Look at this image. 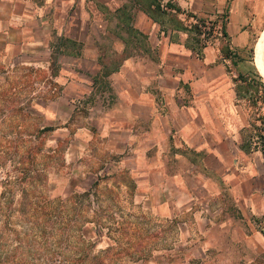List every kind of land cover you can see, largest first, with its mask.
Masks as SVG:
<instances>
[{"label": "crops", "instance_id": "crops-1", "mask_svg": "<svg viewBox=\"0 0 264 264\" xmlns=\"http://www.w3.org/2000/svg\"><path fill=\"white\" fill-rule=\"evenodd\" d=\"M84 4L0 0V38L12 36L20 52L32 44L47 50L53 27L83 41L90 19L77 8L83 10ZM86 4L91 24L102 21L100 7L107 5L114 23L141 30L145 41V46H126L117 37L122 43L116 51L124 57L106 75L111 101L97 120L100 143L111 153L107 165L121 175L115 182L129 192L133 204L179 228V252L139 264L264 261V157L243 134L252 102L236 93L229 57L259 42L264 0ZM52 7L59 8L54 19L49 17ZM157 9L174 11L186 27L196 19L213 24V34H195L203 41L195 47L189 44L192 33L164 23L152 13Z\"/></svg>", "mask_w": 264, "mask_h": 264}, {"label": "rangeland", "instance_id": "rangeland-1", "mask_svg": "<svg viewBox=\"0 0 264 264\" xmlns=\"http://www.w3.org/2000/svg\"><path fill=\"white\" fill-rule=\"evenodd\" d=\"M86 1L83 10L77 8L78 13L83 11L85 16L88 13L90 19L87 29H84L83 41L63 42L62 31L53 27L47 38V50L41 44H32L28 45L26 51L20 52L12 36L0 38V84L6 87V83L15 84L19 81L30 86L18 95L19 104L21 107L24 106L20 110L1 109V101L7 95H0V224L4 229H13L3 232L2 242L6 248L15 245L17 237H24L26 240L15 258L17 264L21 262L27 264L32 259L29 247L32 246L34 239L25 233L29 231L31 237V233L37 234L39 227L51 231L46 241L49 245L48 250H52L48 252L50 261H56L54 258L64 261L78 257V232L86 226L89 231L84 234L86 238L94 241L95 253L103 255L100 249L107 244L112 246L110 252L113 255L119 250L127 249L130 252L129 256L123 254L114 264L160 262L165 255L179 252L183 247L179 228L173 220L162 218L148 209L133 204L129 192L115 182L114 179L121 175L108 167L111 153L103 148L100 143L102 136L97 130V120L111 101L104 71L115 67L124 57L116 51L122 43L117 37L122 38L126 46L141 42L142 46H145L143 33L130 24L114 23L107 5L100 7L103 11L102 21L91 24L92 16ZM51 10L49 17L57 18L59 8L55 10L52 7ZM69 11L70 9L66 15ZM153 11L157 18L165 20L164 23L169 26L174 24L175 28L188 29L194 36L189 39V44L199 47L203 42L195 38V34L203 30L204 20L196 19L186 27L174 11L167 9ZM194 23L197 25L192 26ZM205 25L208 26L206 31L210 35L213 34V24ZM263 26L264 22L260 28L262 33L259 42L246 48L243 54L235 55L232 58L235 63L231 61V67L236 70L233 76L240 72V76H245L246 79L238 80L235 77L231 78V81L234 83L236 93L251 96L249 124L244 127L243 134L249 141H255L259 147L264 148V143L261 144L258 136L259 130L254 127L260 123L256 117L264 113V98L255 102L253 100L254 95L260 91L259 84H264ZM75 34L81 35L79 25ZM48 50H51L54 58L52 69L49 68L51 58L49 59L47 54ZM28 65L33 67L29 76H20ZM96 70L97 73L94 74ZM30 95V102H25L24 98ZM7 98L11 99V96ZM17 104L15 103V108ZM25 111L27 114L22 117L21 112ZM39 124H50L53 127L44 133L41 142L43 146L40 148L50 147L54 148V151L47 152V156H40V153L33 156L32 163L35 162L41 175L38 176L39 183L34 188L33 194L36 196L33 204L20 211L18 205L21 191L18 176L21 174L17 154H21L32 144H29V141H19L13 153L10 152L12 138L19 133L27 136L35 132V126ZM7 179L12 182H6ZM94 181H97L95 185ZM86 190L92 192L88 197L72 193ZM40 193L49 198L48 206L51 213L43 218L44 221L40 220L38 224L34 222L33 225L29 220H38L41 216V213L35 212L42 200ZM68 194L60 221L52 222L55 207L59 202L58 197L63 198ZM92 220L102 226L92 227ZM84 222L87 224L81 226L82 228L78 227V224ZM241 264H264V261Z\"/></svg>", "mask_w": 264, "mask_h": 264}, {"label": "trees", "instance_id": "trees-1", "mask_svg": "<svg viewBox=\"0 0 264 264\" xmlns=\"http://www.w3.org/2000/svg\"><path fill=\"white\" fill-rule=\"evenodd\" d=\"M200 20V19H199ZM197 24H192V26H196ZM65 41H70L72 43L76 42V40H73L71 38L68 37H64L63 38V42ZM232 63H235L232 58L235 56L234 54L230 53L229 54ZM51 58L50 61V65L49 68L52 69V54H49V59ZM32 68L30 65L26 66V71L23 72V74H21L20 76H29L30 71H32ZM262 70L264 71V65L262 66ZM54 71V70H53ZM97 73V70L94 72V74ZM109 73V70L104 71V74L107 75ZM240 72H237L236 76H233L232 79H235V77L238 78V80H245L246 77H241L240 76ZM241 77V78H240ZM6 79V76H5ZM106 81H103V83H105ZM6 87H4V84H0V95H7V96H11V99L7 98V96L4 97V99H2L1 101V109L4 108H10L11 111L13 110H20L23 107H21V105L19 104V93L24 90V89H28L29 84L28 83H20L19 81L15 84H11V83H6L5 84ZM260 86V91L254 95L253 100L254 102L257 99H263L264 98V84H259ZM245 96V95H243ZM21 98V96H20ZM30 96H26L24 99V101L26 102H30ZM246 98L251 99V96H247ZM15 103H18L16 108L14 107ZM0 109V110H1ZM22 113V117H24L27 113L25 112H21ZM33 117V116H32ZM256 119L259 120V124H255V128L259 130L258 132V136L260 138V142L261 144L264 143V113L260 114L256 117ZM53 127L50 124H39L35 126V132L31 133V134H27V136H22L20 133L15 136V138L13 139V143H12V147L10 149V152L12 151L13 153L15 152V147L18 143H20L19 141L22 142H26L29 141V144H32L30 146H28L26 149H24L21 154H17V164L19 167V174H21L20 176H18V180H19V188L21 191L20 194V200H19V205H18V209L20 211H24V208H27V205L30 206V204H33V199L36 196V194L34 193V188L35 185L37 183H39V181H37L39 179V169L35 166V162L32 163V159L33 156L37 153H40V156H47L49 151H54V148H40L43 146L42 142V138L44 136L45 132H48L50 130H52ZM261 152L263 153V157H264V148L261 146L260 147ZM4 153H6L5 150H3ZM12 154V153H11ZM21 168V169H20ZM6 182H12L11 180L7 179ZM97 183V181L93 182V185H95ZM94 191V190H93ZM72 193L76 194V195H85L86 197L89 196V194H92V192H90L89 190L86 191H82V192H76V191H72ZM41 202L39 205V208L35 210L36 213H41L40 218L37 220H29L31 224L34 225L35 223H39L40 220H43V218H46L50 212L49 210V206H48V202H49V198L46 197L45 194H41ZM69 194L63 198L58 197V204L55 207V212L53 214L54 219L52 220V222L58 223L61 219L62 216V212L65 211V202L68 199ZM93 202V201H92ZM41 208V209H40ZM44 221V220H43ZM46 222V221H45ZM49 222V221H48ZM51 222V224H52ZM50 225V223H48ZM84 224H87V222L84 223H80L78 224V227L82 226ZM92 227L96 226H102L100 223L98 222H94L93 220L91 221ZM51 226V225H50ZM81 227V228H82ZM6 230L11 231L13 230L12 228H6L4 229L1 224H0V264H17V262L15 261L16 256L18 255V253L20 252V248L23 246V242H25L26 240L24 239V237H17V243L9 248H6L3 245L2 239H3V232H5ZM30 230V229H29ZM35 231V230H34ZM37 234L36 232H33L34 234L31 233V237H30V232H26L25 235H27L29 238H33L34 241L32 242V246L29 247L30 252L32 254L31 256V260L30 262H28L27 264H114L115 262L118 261V259L120 257H122V255H130V252L127 251V249L125 250H119L116 252V255H113L110 252V249L112 248L111 245L107 244V246L103 247L102 249H100V252H103L102 254H98L99 252H94V241L90 240L88 238H86L85 233H88L89 229L87 228V226L85 228L80 229L78 232V237H79V245H78V257H76L74 260H64V261H60V259L54 258L56 261H50L48 260V252L52 251V250H48L49 245L47 244V239H48V234L49 232H51L50 230H43L40 227L37 230ZM17 235V232H15ZM38 237V238H37ZM55 251V250H54ZM93 251V252H92ZM57 253V252H56ZM112 256H111V255ZM19 264H24L23 262L19 263Z\"/></svg>", "mask_w": 264, "mask_h": 264}, {"label": "built area", "instance_id": "built-area-1", "mask_svg": "<svg viewBox=\"0 0 264 264\" xmlns=\"http://www.w3.org/2000/svg\"><path fill=\"white\" fill-rule=\"evenodd\" d=\"M207 22H205L206 24ZM203 25V30H202V33L206 34L208 31H206V29H208V26L207 25Z\"/></svg>", "mask_w": 264, "mask_h": 264}]
</instances>
